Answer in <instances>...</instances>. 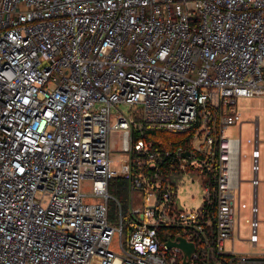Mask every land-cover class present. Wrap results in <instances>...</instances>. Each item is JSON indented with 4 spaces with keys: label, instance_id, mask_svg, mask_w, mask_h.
Returning <instances> with one entry per match:
<instances>
[{
    "label": "built area",
    "instance_id": "1",
    "mask_svg": "<svg viewBox=\"0 0 264 264\" xmlns=\"http://www.w3.org/2000/svg\"><path fill=\"white\" fill-rule=\"evenodd\" d=\"M255 96L264 0H0V264H264L225 250L257 246L264 223L257 126L248 180L241 133L224 136L243 123L237 99ZM133 128L194 132L190 146L162 149L132 144ZM112 177L130 180L137 203L126 243L121 216L108 218ZM186 177L202 188L197 209L177 204ZM83 179L102 202H83ZM177 237L194 245L189 260L168 248Z\"/></svg>",
    "mask_w": 264,
    "mask_h": 264
},
{
    "label": "rangeland",
    "instance_id": "2",
    "mask_svg": "<svg viewBox=\"0 0 264 264\" xmlns=\"http://www.w3.org/2000/svg\"><path fill=\"white\" fill-rule=\"evenodd\" d=\"M119 108L125 114H127L129 111L127 106H120ZM236 109L241 114V120L243 121L240 132L241 142H242V156L240 160L241 179L248 180L250 178V159L248 157L249 154H248V147H247L248 145L246 143V139L251 137L252 133L254 132L255 126H257L259 133V149L261 153V159H260L261 168H260L259 176L261 180H264V96H255L252 98H246V97L238 98L236 102ZM224 136L230 139H237L239 137V125L229 127L224 132ZM110 139L111 142L114 140V146L122 145V140L120 136L112 135ZM124 158H125L124 155L115 154L116 160L118 159L124 160ZM118 167H120V174L125 175L127 172L126 168L123 165L119 166V164L116 163L114 165V169H117ZM115 178L117 177H112L110 180L114 181ZM122 178L124 180L123 182H125L126 184V197H127L126 203L128 204L129 213H131L132 209L134 208V205H137V203L131 202L130 199L131 190H130L129 180L125 177ZM116 187L117 186H115V189ZM81 192L82 194L85 195L83 197V202L86 204H96L102 202V199L91 196L93 192H92V180L90 179H83L81 181ZM109 195L111 197L109 200V205L117 206L116 215L115 213H111L110 210L112 218L116 219L114 222L111 220L110 221L116 226V224H119V220H120L119 205H118L119 203L111 193H109ZM241 195H242L241 202L246 203L247 205L250 204V197H249L250 194H249L248 184L246 182H243L241 184ZM202 197H203V191L198 180L192 181V179L189 177L184 178L183 184L180 185L178 190L177 204L179 208L187 209V210L197 209L202 203ZM136 201H139L138 197L136 198ZM257 205L259 209V218L261 220H264V184L260 185L258 189ZM43 206L46 207V203H43ZM245 216H246L245 214H241L240 216V221L242 224L240 237L244 239L248 237V232L244 225ZM258 235H259V242L255 247L251 246L248 242L238 241L237 239H235L234 241L232 240L225 241V250L227 252H231L233 248V251L236 253H243L247 256L264 258V223L260 224ZM119 240L120 238L117 231L110 245V249L116 254L122 253ZM122 240L124 243H126L127 240L126 234H122Z\"/></svg>",
    "mask_w": 264,
    "mask_h": 264
},
{
    "label": "trees",
    "instance_id": "3",
    "mask_svg": "<svg viewBox=\"0 0 264 264\" xmlns=\"http://www.w3.org/2000/svg\"><path fill=\"white\" fill-rule=\"evenodd\" d=\"M135 119L137 122H139L141 121V116L135 115ZM193 128H195V126ZM193 128L186 132H181V133L180 132L175 133V132L157 130V129H148V128H142V130L139 131L133 128L131 133V142L133 144L138 139H144L146 141L152 142L154 146H158L159 148L162 149H173L177 146L188 147L190 146V140L194 132ZM144 172H146V170H144ZM123 181L124 180L122 177H117L115 178L114 181L110 180L108 191L117 199L119 203L118 204L119 216H121L122 218V234H126V237L128 238L130 232L133 229L132 225L134 223L135 218L132 215V213H129L128 204L126 203L127 202L126 184ZM115 186H117L116 189ZM110 210L111 213H115L116 215L117 206H110L108 202V218L109 220L114 222L116 219L112 218ZM168 230L171 234H176L177 232H179L173 229H168Z\"/></svg>",
    "mask_w": 264,
    "mask_h": 264
},
{
    "label": "water",
    "instance_id": "4",
    "mask_svg": "<svg viewBox=\"0 0 264 264\" xmlns=\"http://www.w3.org/2000/svg\"><path fill=\"white\" fill-rule=\"evenodd\" d=\"M168 248L171 247H177L182 251L183 257L185 259H190L192 253L194 252V245L192 243L187 242L183 237H177L176 241L173 242H167L166 243ZM189 262L186 261L185 264H188Z\"/></svg>",
    "mask_w": 264,
    "mask_h": 264
},
{
    "label": "crops",
    "instance_id": "5",
    "mask_svg": "<svg viewBox=\"0 0 264 264\" xmlns=\"http://www.w3.org/2000/svg\"><path fill=\"white\" fill-rule=\"evenodd\" d=\"M242 125V124H241ZM241 125H239V134H240V132H241ZM116 135V134H115ZM114 141V140H113Z\"/></svg>",
    "mask_w": 264,
    "mask_h": 264
}]
</instances>
